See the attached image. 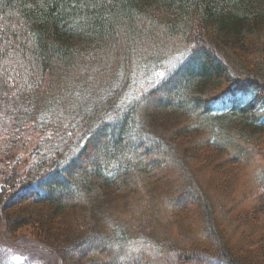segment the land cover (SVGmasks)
Returning a JSON list of instances; mask_svg holds the SVG:
<instances>
[{"label":"trees","instance_id":"obj_1","mask_svg":"<svg viewBox=\"0 0 264 264\" xmlns=\"http://www.w3.org/2000/svg\"><path fill=\"white\" fill-rule=\"evenodd\" d=\"M3 138L59 264H264V0H0Z\"/></svg>","mask_w":264,"mask_h":264},{"label":"rangeland","instance_id":"obj_2","mask_svg":"<svg viewBox=\"0 0 264 264\" xmlns=\"http://www.w3.org/2000/svg\"><path fill=\"white\" fill-rule=\"evenodd\" d=\"M252 40L250 39V42ZM249 42V43H250ZM35 135H28V140H32ZM17 143H12L10 138H3L0 141V174L9 173L18 163L24 162L26 154L31 149L33 143L26 147L23 143L24 139H17ZM26 144V143H25ZM24 145V147H22ZM27 145V144H26ZM21 159V161L19 160ZM23 164L21 165V167ZM251 177L254 175V169L250 171ZM0 178V182H1ZM37 230L32 227L22 228L15 232H8L4 227H0V252H4L6 256H10L14 260L16 255H20L22 259L32 260L38 264H59L51 247L46 246L42 241L37 239ZM98 245V242L94 246ZM78 256V253H75ZM16 260V259H15Z\"/></svg>","mask_w":264,"mask_h":264},{"label":"snow or ice","instance_id":"obj_3","mask_svg":"<svg viewBox=\"0 0 264 264\" xmlns=\"http://www.w3.org/2000/svg\"><path fill=\"white\" fill-rule=\"evenodd\" d=\"M160 75H163V73H161ZM17 261H20L22 259V257L20 255H16L14 257Z\"/></svg>","mask_w":264,"mask_h":264}]
</instances>
